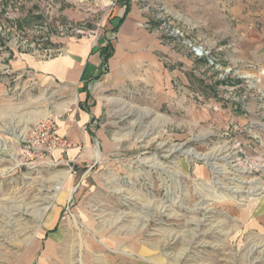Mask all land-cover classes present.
<instances>
[{"label": "rangeland", "instance_id": "374dc122", "mask_svg": "<svg viewBox=\"0 0 264 264\" xmlns=\"http://www.w3.org/2000/svg\"><path fill=\"white\" fill-rule=\"evenodd\" d=\"M44 1L0 0L2 51L46 31ZM51 1L109 36L113 0ZM149 2L176 97L106 105L91 167L21 159L0 123V264H264V0Z\"/></svg>", "mask_w": 264, "mask_h": 264}, {"label": "crops", "instance_id": "0c3cea01", "mask_svg": "<svg viewBox=\"0 0 264 264\" xmlns=\"http://www.w3.org/2000/svg\"><path fill=\"white\" fill-rule=\"evenodd\" d=\"M112 2L113 15L104 22L112 26L109 36L97 28L87 35L60 34L61 19H69L71 26L79 22L81 5L63 7L49 0L44 1L47 16L42 15L46 31L32 33L35 38L24 44L12 42L7 51L0 43V123L19 132L38 120H54L58 133L73 143L57 161L61 164L91 167L107 153L103 125L113 100L121 104L137 95L132 99L144 103L147 96L149 104L160 108L176 97L172 70L165 65L170 46L148 16L149 0ZM108 42L111 54L104 60Z\"/></svg>", "mask_w": 264, "mask_h": 264}, {"label": "built area", "instance_id": "2783aa9c", "mask_svg": "<svg viewBox=\"0 0 264 264\" xmlns=\"http://www.w3.org/2000/svg\"><path fill=\"white\" fill-rule=\"evenodd\" d=\"M47 14V12H46ZM44 29H46V25L44 24ZM60 34L64 32H69L70 34L74 33H84L83 30L78 28H70L66 31L59 28ZM14 42H18V39H15ZM94 42H92V45ZM196 50V49H195ZM197 53V50L195 51ZM73 112V116L75 110H70ZM73 123L77 124L75 117L72 119ZM73 143L64 135H61L57 131V126L54 120L52 119H42L38 120L34 123L26 132L20 136L19 140V154L21 155V159L31 158L34 154H40V148L43 152H47L48 154L54 155L55 152L59 154L58 160H62L63 153L70 148ZM82 148V147H81ZM79 155L76 156L75 161L79 160Z\"/></svg>", "mask_w": 264, "mask_h": 264}, {"label": "trees", "instance_id": "16d2710c", "mask_svg": "<svg viewBox=\"0 0 264 264\" xmlns=\"http://www.w3.org/2000/svg\"><path fill=\"white\" fill-rule=\"evenodd\" d=\"M110 54H111V45L108 42V44L104 47L103 59L104 60L107 59L110 56ZM189 74H190V78H191V85H194L195 88H198L199 91H202L207 96L208 95V90L206 88H203L199 83L195 84L193 82L195 80V78H192L193 76L191 75L190 72H188V75Z\"/></svg>", "mask_w": 264, "mask_h": 264}, {"label": "bare ground", "instance_id": "6f19581e", "mask_svg": "<svg viewBox=\"0 0 264 264\" xmlns=\"http://www.w3.org/2000/svg\"><path fill=\"white\" fill-rule=\"evenodd\" d=\"M24 133L23 130H20L17 134H15L17 137L21 136L22 134ZM214 156V155H213ZM210 167L212 168V170L214 172H217L218 171V167L216 165H214L212 162H210ZM259 188L258 187H255L253 188V192L255 193V191L257 192Z\"/></svg>", "mask_w": 264, "mask_h": 264}]
</instances>
